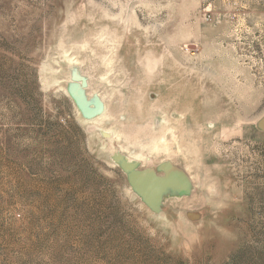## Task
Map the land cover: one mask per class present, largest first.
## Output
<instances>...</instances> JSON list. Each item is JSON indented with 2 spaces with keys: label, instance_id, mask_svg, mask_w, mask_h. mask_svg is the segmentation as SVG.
<instances>
[{
  "label": "rangeland",
  "instance_id": "374dc122",
  "mask_svg": "<svg viewBox=\"0 0 264 264\" xmlns=\"http://www.w3.org/2000/svg\"><path fill=\"white\" fill-rule=\"evenodd\" d=\"M0 264H264V0H0Z\"/></svg>",
  "mask_w": 264,
  "mask_h": 264
},
{
  "label": "water",
  "instance_id": "95a60500",
  "mask_svg": "<svg viewBox=\"0 0 264 264\" xmlns=\"http://www.w3.org/2000/svg\"><path fill=\"white\" fill-rule=\"evenodd\" d=\"M102 106H103V103L99 102L98 106L96 108H94L93 110H95L96 113H102V111L100 110V108H102Z\"/></svg>",
  "mask_w": 264,
  "mask_h": 264
}]
</instances>
